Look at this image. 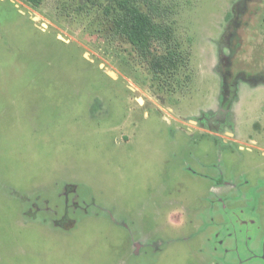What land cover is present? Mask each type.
Returning <instances> with one entry per match:
<instances>
[{
	"label": "rangeland",
	"instance_id": "374dc122",
	"mask_svg": "<svg viewBox=\"0 0 264 264\" xmlns=\"http://www.w3.org/2000/svg\"><path fill=\"white\" fill-rule=\"evenodd\" d=\"M124 1L0 0V264H264V0Z\"/></svg>",
	"mask_w": 264,
	"mask_h": 264
},
{
	"label": "trees",
	"instance_id": "16d2710c",
	"mask_svg": "<svg viewBox=\"0 0 264 264\" xmlns=\"http://www.w3.org/2000/svg\"><path fill=\"white\" fill-rule=\"evenodd\" d=\"M25 1L35 8H38L42 2V0ZM128 2V0L124 1L123 7L125 9ZM126 14L125 18H121L122 20L119 21V24L116 26L118 27L117 30L126 37L127 41L140 55L153 56L154 50L158 44H171V30L155 24L152 18L144 14L140 8L134 6L130 7ZM168 55L169 57L159 58L157 61V67L160 71L163 70L166 64L173 65V63L177 61L176 59H180L181 56L177 54V52H169Z\"/></svg>",
	"mask_w": 264,
	"mask_h": 264
},
{
	"label": "flooded vegetation",
	"instance_id": "af4514ba",
	"mask_svg": "<svg viewBox=\"0 0 264 264\" xmlns=\"http://www.w3.org/2000/svg\"><path fill=\"white\" fill-rule=\"evenodd\" d=\"M226 85H227V83H226ZM227 87H228V86H226V90H227Z\"/></svg>",
	"mask_w": 264,
	"mask_h": 264
},
{
	"label": "water",
	"instance_id": "95a60500",
	"mask_svg": "<svg viewBox=\"0 0 264 264\" xmlns=\"http://www.w3.org/2000/svg\"><path fill=\"white\" fill-rule=\"evenodd\" d=\"M111 75H113V74H111Z\"/></svg>",
	"mask_w": 264,
	"mask_h": 264
}]
</instances>
